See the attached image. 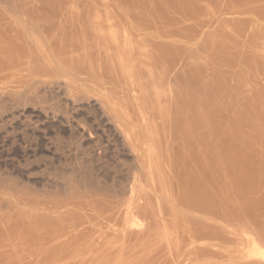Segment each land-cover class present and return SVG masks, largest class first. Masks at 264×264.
<instances>
[{"label": "bare ground", "instance_id": "obj_1", "mask_svg": "<svg viewBox=\"0 0 264 264\" xmlns=\"http://www.w3.org/2000/svg\"><path fill=\"white\" fill-rule=\"evenodd\" d=\"M117 1L0 0V185L53 172L85 197L86 225L46 237L75 264H264V94L225 104L222 74Z\"/></svg>", "mask_w": 264, "mask_h": 264}, {"label": "rangeland", "instance_id": "obj_2", "mask_svg": "<svg viewBox=\"0 0 264 264\" xmlns=\"http://www.w3.org/2000/svg\"><path fill=\"white\" fill-rule=\"evenodd\" d=\"M128 1L126 0L127 3L124 1L125 3L120 7L116 4L115 6L123 12L128 6L126 10L130 11L131 6L135 5L133 6L135 8L131 10L132 16L141 15L140 20L146 25L148 23L147 26H141L142 28L147 27L144 29L161 33L173 32L178 39H185L188 53L190 51L188 54L189 57L191 56L190 62L193 58H195L193 63L201 62L202 73L204 72L203 75L208 80L214 77L216 72L222 74L224 80L222 79L218 89L222 102L226 104L231 95L238 94L240 105L244 108L247 105L246 98L254 96L259 90L264 94V65L257 62L258 59L255 58L259 56L257 58L264 60V33L262 35L254 33L258 26L264 27V0H134L136 3L131 0L130 4ZM119 2L122 3L120 0L117 4ZM116 7L115 10L119 11ZM262 30L264 31V28ZM212 39L220 43L217 51L209 48ZM176 60L179 59L176 57ZM240 73H242L241 78H238ZM233 115L234 112L229 107L222 115L221 121H229ZM66 141H69V138H66ZM70 166L71 164L63 169L70 170ZM20 180H18L19 183L21 182L19 188H13V191L6 184L0 185V264H71L73 262L75 264L78 262L79 259H67L63 257L64 255L54 256L47 252L46 249L53 245L47 243V239L50 234L52 236L53 230L60 225L62 219H65L66 224L76 222L86 225L83 222L87 220L88 215L93 214V211L84 208L85 197L81 199L79 196L72 195L71 198L66 196L65 199V195L54 188H47L48 185L64 181L53 172L49 174V180L40 179L36 182H28L22 178ZM20 188L24 190H19ZM27 189L32 190L34 195ZM255 194L253 195L258 199V204L261 203L258 205L257 212L260 216H264V188L263 191L259 190ZM44 200H48V203ZM32 222H37L38 225ZM229 230L225 232L224 245L229 243V246H234L238 236L230 233ZM8 233L11 237H8ZM20 233L26 235L25 239ZM13 236L17 239L14 240ZM39 238L44 239L45 243H42L43 240L39 242Z\"/></svg>", "mask_w": 264, "mask_h": 264}]
</instances>
